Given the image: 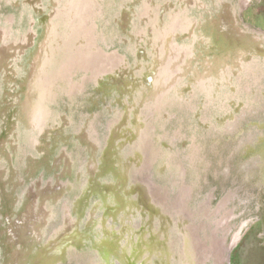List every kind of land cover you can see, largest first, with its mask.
<instances>
[{
	"label": "rangeland",
	"instance_id": "obj_1",
	"mask_svg": "<svg viewBox=\"0 0 264 264\" xmlns=\"http://www.w3.org/2000/svg\"><path fill=\"white\" fill-rule=\"evenodd\" d=\"M148 1L100 0L105 14L99 19V28L109 38V44L102 43V47L126 57L128 71L136 70L139 79L147 71L136 68L137 55L142 54L136 51L141 47L136 29H141L138 14ZM157 1L163 4V9L178 11L177 0H167L171 1L169 7L166 0ZM181 1L183 10L187 5ZM223 1L229 9L223 8L224 3L218 0H195L189 7L190 17L197 20L194 64L200 71L207 58L217 57L216 53L206 51L208 44L204 40L212 31L209 21L216 20L218 15L214 26L227 36L228 43L233 44L239 38V43L228 49L226 56L233 57L229 52L234 49L235 53H245L251 62L264 60V0H250L241 9L240 0ZM50 2L0 0V264H11L18 252L23 256L18 264H109L115 256L104 245L110 230L104 224L120 225L118 219L108 215L107 208L114 196L103 187L115 180L114 167H118L107 166L103 149L106 137L110 136L109 125L125 110L127 96L122 85L104 75L97 83L85 84L83 92L74 99L61 97L54 106L59 123L38 149L31 147L26 120L17 110L18 97L23 96L26 78L31 74L30 62L44 35ZM232 8H238L237 18L248 31L241 32L235 27L236 17L230 14ZM31 35L35 36V43L21 49L26 45L25 38ZM183 36L189 38L187 34ZM183 41L184 44L176 43L178 47H191L188 45L191 41L180 38L179 42ZM148 48L142 55L147 56L141 59L144 64L151 61ZM82 77L79 74L74 81L79 82ZM124 89L129 92L132 88ZM243 89L240 93L231 84L217 87L216 97L233 95L224 99L220 107L214 102L205 107L206 99L199 92L196 96L184 93L196 108H168L171 119L157 132L164 151L162 162L148 172L154 183L171 188L172 202L179 195L180 182L177 186L172 183L177 182L179 172L176 168L167 171L163 167L174 154L182 161L184 182L191 189L194 208L209 205L216 209L224 198L230 197L225 205L231 216L229 227L226 226L229 231L219 233L226 235L225 244L232 248L226 252L222 264H264V78L245 83ZM246 98L252 99L255 111L249 105L241 124L234 132L229 131L225 125L242 114L246 101H241ZM86 132L93 138L89 133L85 139L82 135ZM92 141H97L99 147L94 149ZM194 146L200 147L197 162L187 157ZM32 191L37 193L28 223L26 212L34 196ZM41 212L43 220L38 215ZM67 227L71 233H67ZM10 228L18 229L13 246L7 242L11 238ZM36 229H43L44 234L39 236ZM54 231L57 236L67 233L73 241L60 251L55 246L46 248ZM236 233L238 238L232 245ZM74 254L78 255L77 259L72 257ZM207 263L216 264L213 259Z\"/></svg>",
	"mask_w": 264,
	"mask_h": 264
},
{
	"label": "bare ground",
	"instance_id": "obj_2",
	"mask_svg": "<svg viewBox=\"0 0 264 264\" xmlns=\"http://www.w3.org/2000/svg\"><path fill=\"white\" fill-rule=\"evenodd\" d=\"M183 1L187 5L183 10L180 8L183 2L176 1L178 11H174L175 8L172 11L163 9V4H158L157 0H149L148 4L141 6V13L138 14L141 29H136L141 47L139 45L136 51L142 54L137 55L136 68L138 71L144 68L147 74L139 79L136 70L128 71L126 57L118 51L108 52L102 47V43L109 44V38L99 28V19L105 14L100 0H51L50 12L44 20L43 38L30 62L31 74L26 78L23 96L18 97L17 110L26 120L27 139L33 149H38L59 123L54 106L61 97L67 95L74 99L83 92L85 84L97 83L104 75L111 82H120L123 88H132L129 92L122 88L124 96H127L124 100L125 110L109 125L110 136L106 137L103 149L107 166L118 167H114L115 180L103 187L105 192L114 196V201L107 208L108 215L114 220L118 219L120 225L109 226L108 222L104 224L103 221L104 226L110 227L104 245L116 259L109 264H208L210 259L222 264L226 252L232 248L225 244L226 235L220 236L219 233L221 230L229 231L226 226L229 227L231 216L225 205L230 197L224 198L216 209L209 208V205L201 210L194 208L191 189L184 182L182 161L174 154L168 157L163 167L167 171L176 168L179 172L178 177L176 174L177 182L172 181L176 186L180 182L179 195L172 202L171 188L154 183L148 172L162 162L164 151L157 140V132L164 129L165 123L171 119L169 107L171 110L175 107L194 110L196 105L186 99V92L193 96L198 92L203 94L205 107L212 102L220 107L224 99L233 95L216 97L217 87L231 84L243 93L245 83L260 82L264 78V60L251 62L245 53H235L234 49L229 52L233 57L226 56V51L239 43V38L233 44L228 43L227 36L214 26L218 15L216 20L209 21L212 31L204 40L208 44L206 51L216 53L217 57L207 58L201 72L194 64L197 20L191 18L189 13V7L195 0ZM218 1L224 3L223 0ZM249 1L240 0L238 8L241 9ZM166 2L169 7L171 1ZM223 8L229 9L225 3ZM238 8H232L230 12L231 16L236 17L233 24L238 31H248L237 18ZM226 22L230 24V21ZM184 34L189 38H184ZM31 36L25 38L26 45L21 49L35 43V36L33 40ZM180 38L191 41L188 44L191 47H178L176 43L185 42L180 43ZM146 46L149 47L151 61L144 64L141 59L147 57H142ZM79 74H83V77L75 82ZM244 101L246 104L242 114L225 125L229 131L234 132L241 124L249 105L252 104L255 111L251 98L241 102ZM89 133L82 136L87 137ZM175 136L178 138L177 134ZM92 142L94 149L99 147L97 141ZM199 152L200 147H191L188 159L197 162ZM36 193L26 212L28 223L29 216L34 213L30 210L33 209ZM38 215L43 220L44 213ZM116 227H121V230ZM16 230L10 228L11 238L8 237L7 242L11 246L17 241ZM36 230L39 236L44 234L43 229ZM66 230L71 233L69 227ZM67 233L57 236L54 231L46 248L55 246L60 251L71 244L73 239ZM237 238L238 233L232 245ZM72 257L77 259L78 255ZM13 259L11 264H18L23 259L22 253L14 254Z\"/></svg>",
	"mask_w": 264,
	"mask_h": 264
},
{
	"label": "water",
	"instance_id": "obj_3",
	"mask_svg": "<svg viewBox=\"0 0 264 264\" xmlns=\"http://www.w3.org/2000/svg\"><path fill=\"white\" fill-rule=\"evenodd\" d=\"M56 217H57V216L55 215V219H56Z\"/></svg>",
	"mask_w": 264,
	"mask_h": 264
}]
</instances>
